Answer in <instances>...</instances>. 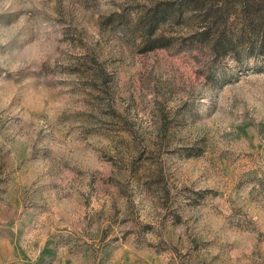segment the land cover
<instances>
[{
  "label": "rangeland",
  "instance_id": "1",
  "mask_svg": "<svg viewBox=\"0 0 264 264\" xmlns=\"http://www.w3.org/2000/svg\"><path fill=\"white\" fill-rule=\"evenodd\" d=\"M152 1L0 0V264H264V55Z\"/></svg>",
  "mask_w": 264,
  "mask_h": 264
},
{
  "label": "trees",
  "instance_id": "2",
  "mask_svg": "<svg viewBox=\"0 0 264 264\" xmlns=\"http://www.w3.org/2000/svg\"><path fill=\"white\" fill-rule=\"evenodd\" d=\"M133 27L140 52L169 47L179 37L220 57L264 55V0H153Z\"/></svg>",
  "mask_w": 264,
  "mask_h": 264
}]
</instances>
